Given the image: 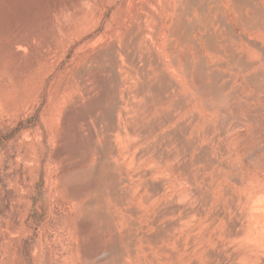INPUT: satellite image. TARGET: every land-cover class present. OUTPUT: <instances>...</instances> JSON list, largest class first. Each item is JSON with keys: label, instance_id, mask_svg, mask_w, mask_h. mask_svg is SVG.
I'll return each mask as SVG.
<instances>
[{"label": "rangeland", "instance_id": "374dc122", "mask_svg": "<svg viewBox=\"0 0 264 264\" xmlns=\"http://www.w3.org/2000/svg\"><path fill=\"white\" fill-rule=\"evenodd\" d=\"M256 7L264 0H0V264H249L247 245L264 264ZM198 61L206 82L219 75L220 98L197 91ZM105 77L98 112L113 90L115 125L75 120L68 110ZM82 141L91 147H69ZM90 169L106 172L99 190L82 180L74 191ZM247 221L261 230L248 244Z\"/></svg>", "mask_w": 264, "mask_h": 264}, {"label": "bare ground", "instance_id": "6f19581e", "mask_svg": "<svg viewBox=\"0 0 264 264\" xmlns=\"http://www.w3.org/2000/svg\"><path fill=\"white\" fill-rule=\"evenodd\" d=\"M141 1V0H140ZM248 20L247 21H250L251 24H254V23H258L260 22L261 20H264V10L261 8V7H256L255 10L252 12V15L247 17ZM176 28V27H175ZM174 28V30H175ZM131 29V28H130ZM135 29V30H134ZM138 29L140 30V27H138ZM132 30V29H131ZM131 34H136V33H139L137 30V27H134L133 30L131 31ZM177 30V29H176ZM129 34V33H128ZM130 35V34H129ZM137 36V35H136ZM7 45V44H6ZM11 45V44H9ZM15 53L17 57L20 58V63H19V67L22 68V69H25L27 68L28 64H29V59H27L25 56H24V50L23 48L25 49V47H27L29 45V41H28V38L26 36H21V37H18L15 39ZM8 46V45H7ZM27 49V48H26ZM25 49V51H26ZM23 50V52H22ZM102 54L100 53V56H105V54H107L104 50L101 51ZM108 52V51H107ZM109 53V52H108ZM26 54V53H25ZM112 54V53H111ZM118 54V53H117ZM99 56V55H98ZM119 57V56H118ZM118 57H114L113 61H114V64L116 67H119V60H118ZM185 63L187 65H189V61L187 58H185ZM85 71V70H83ZM116 71V70H115ZM85 73V72H82V74ZM193 73H194V76H195V79H196V89L199 93H201L202 95L204 96H213L215 99H218L222 96V87L219 86L218 84V77L219 75L217 73H212V80L209 81V82H206L205 81V68H204V65L201 61H198L197 62V65L194 66V70H193ZM119 72H115L114 73V79L115 81H118L119 79H117V76L119 77ZM110 79L105 77L104 78H100L98 80L99 84L101 85L102 87V90L101 92L96 95L92 100L89 99L90 101H88L86 104H82V105H79L80 103H78V105H74L75 107L72 106V108H70L68 110V113L69 114H72V116L75 118V120L77 121H82V120H85L86 117L90 116V115H93V114H97L98 118L100 120H104L105 122H107L108 124L110 125H115V118H114V111H115V108L117 107L119 101H118V98H117V95L114 93V91L112 90L111 92V96H112V102H111V105H107L105 106L101 112H98V108L100 107V103L102 101V99H106L107 97H110L109 93H110ZM169 82H165L164 84V87H168ZM168 85V86H167ZM109 86V87H108ZM120 100V99H119ZM79 101V100H78ZM77 102V101H76ZM151 103H148L146 105V110H148L149 106H150ZM75 136V135H74ZM73 136V137H74ZM77 136V135H76ZM79 140V139H78ZM77 139L75 141H78ZM69 141V139H68ZM67 141V142H68ZM66 142V143H67ZM71 142V140H70ZM72 143H75V142H72ZM70 144V143H69ZM68 144V145H69ZM67 145V144H66ZM69 147H71L72 149H74L75 151H85L87 150L88 148H90V142L89 141H86L85 143L82 142H76L75 145L72 144V146L70 145ZM106 175V172L105 170H94V169H90V170H87L82 176H84L82 179H76L73 185V189L74 191H78V189L81 188V181L82 180H87L91 183L92 187L94 189H98L99 190V187H100V184H101V177L105 176ZM256 193V194H255ZM255 195H258L257 199H263L264 198V188L263 189H258L255 191ZM184 195V193L182 194ZM251 203V202H250ZM249 203V204H250ZM249 207V206H248ZM249 209V208H248ZM245 212V211H244ZM101 213L102 211L100 210L99 207H96L94 209H89L87 211V222H86V225H91L93 221L97 220L98 217L101 216ZM251 213V212H250ZM249 213V214H250ZM253 213V212H252ZM243 214V213H242ZM248 214V213H246ZM248 216V215H247ZM246 217V216H245ZM241 219H243L241 217ZM240 219V220H241ZM251 219V218H249ZM244 222L246 223L245 219H243ZM247 220V219H246ZM239 221V220H238ZM248 224L246 225L247 228L246 229H242L241 230V236L243 237V241L244 240H247V239H253V238H256L257 236L260 235V232L261 230L259 228H257L255 225H250L249 224V221H247ZM237 223V222H236ZM239 224L241 223L238 222ZM257 223V222H256ZM242 225L244 224L243 222L241 223ZM263 225V224H261ZM260 225V226H261ZM259 226V227H260ZM243 227V226H242ZM262 227V226H261ZM260 227V228H261ZM239 228V227H238ZM228 229V228H227ZM236 230V229H235ZM238 230V229H237ZM238 232V231H237ZM240 233V232H239ZM235 234H238V233H235ZM227 236V235H226ZM238 236H240L238 234ZM230 237V236H229ZM237 237V235L235 236V238ZM229 240V239H228ZM246 242V241H244ZM236 243V242H235ZM243 243V242H242ZM246 244H248V242H246ZM250 245V243H249ZM235 246V245H234ZM242 246V245H240ZM247 249H241L239 248L240 250V253H238L243 259H245V261L247 260V262L249 261L250 263L249 264H252L251 262H259V257L257 258L256 256V260L254 259L255 258V251H254V248H248V245L246 246ZM118 248V245L116 242H113L109 245V251H114ZM221 248V247H220ZM233 249V248H231ZM228 250V249H227ZM230 250V249H229ZM228 250V251H229ZM238 250V249H237ZM260 250V249H259ZM220 252V251H219ZM231 252V251H230ZM233 253V252H232ZM222 254V253H221ZM224 255V254H223ZM229 255V254H228ZM232 255V254H231ZM237 255V253H236ZM224 258V257H223ZM233 258V257H232ZM236 258V257H235ZM240 258V257H238ZM222 259V257H221ZM226 259V258H225ZM234 259V258H233ZM237 259V258H236ZM223 260V259H222ZM227 260V259H226ZM261 260V259H260ZM262 261V260H261ZM263 263V262H262ZM228 264V263H226ZM231 264V263H230ZM254 264V263H253Z\"/></svg>", "mask_w": 264, "mask_h": 264}]
</instances>
